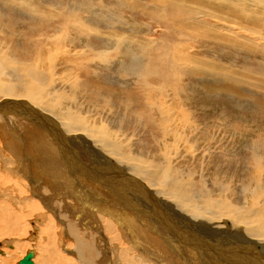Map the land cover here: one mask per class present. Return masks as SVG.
Instances as JSON below:
<instances>
[{"label": "bare ground", "instance_id": "bare-ground-1", "mask_svg": "<svg viewBox=\"0 0 264 264\" xmlns=\"http://www.w3.org/2000/svg\"><path fill=\"white\" fill-rule=\"evenodd\" d=\"M88 1L92 5L79 0H0V246L4 248L0 264H9L12 255L27 247L24 240L28 243L36 238L42 260L48 264H109L112 260L105 262L107 254L116 250L121 264H264V124L251 117L240 121L241 111L236 107L227 119L223 109H217L216 117L205 118L203 114L209 111L204 112V105L195 102L206 94L194 92L190 83L180 79V74H190L186 66L173 70L175 53L180 55L181 50L169 44L165 27L152 29L161 36V43L141 40L150 21L159 24L175 16L171 23L175 22L177 33L191 29V40L213 39L211 44L216 47L226 39L229 51L234 52L242 35L235 24L238 17H230L229 12L264 27L263 13L259 16L249 9L252 14H248L244 8L250 4L248 7L264 11V0L244 4L240 0ZM81 11L97 23L84 21ZM124 13L138 18L140 24L132 20L128 24ZM199 18H216L218 23L204 26ZM114 24L125 31L119 32ZM244 40L248 50L264 53V41ZM125 56L132 61L127 73L119 60ZM211 56L190 58L195 64L189 69L205 77H216L228 69ZM57 60L61 64L56 65ZM117 62V74L123 78L116 84L123 89L120 101L128 110L125 118L133 120L132 114H141L144 139L156 151L150 158L134 148L144 146L141 136L132 140L117 134L124 126L114 130L103 120L97 124L84 114L86 108L79 107L81 99L94 109L108 104L110 95L91 91L86 85L94 80L97 68L106 70ZM255 64L264 66V62ZM149 78L162 79L176 92L177 101L166 106L162 87L140 89ZM225 78L264 95L262 77L246 80L235 70ZM67 86L71 91L64 89ZM129 96L135 100L128 101ZM159 96L162 106L156 109L158 121L154 122L141 108L147 106L144 101ZM213 99L219 101L220 96ZM128 102L136 111H130ZM165 112L172 113V120ZM22 120L36 126L37 130L29 131L35 153L23 143L30 136L15 133L23 128ZM170 121L175 125L168 126ZM189 122L194 129L181 134L177 126ZM244 133L248 140L243 139V144L248 141L245 145L249 146V153L241 158L245 167L237 162L230 166L232 171L215 166L207 178L204 169L210 159L206 153L203 157L199 151L195 153L189 142L200 143L203 151L210 146L218 150L227 134L236 144ZM48 135L56 147L43 140ZM164 137H172L171 150ZM68 140L74 150L86 149L99 161L86 164L76 159ZM179 154L182 165L177 163ZM220 155L225 160L231 157L225 152ZM186 159L202 168L195 170L194 164L183 168ZM124 170L133 174L132 179L119 173ZM198 220L207 221L209 234L197 229ZM68 238L72 249L67 248ZM182 242L197 253L187 251ZM178 247L184 253L181 256L172 254ZM59 248L70 251L60 253ZM34 255L32 260L38 264Z\"/></svg>", "mask_w": 264, "mask_h": 264}, {"label": "rangeland", "instance_id": "rangeland-1", "mask_svg": "<svg viewBox=\"0 0 264 264\" xmlns=\"http://www.w3.org/2000/svg\"><path fill=\"white\" fill-rule=\"evenodd\" d=\"M79 1H85L86 3H88V5H92V4L89 3L88 0H79ZM244 2L248 3L247 0L246 1L245 0H240L239 1V3H242V4H244ZM249 5L250 4H248V6ZM248 6L244 7L248 14H252V13H254L253 11H255V13L258 12L257 14L260 16L263 13L260 17L262 19H264V11H260L259 12V10H260L259 7H257V9H259V10H256V9H253L252 6H250V7H248ZM96 9L100 10V8L98 6L96 7ZM249 9H250V11L253 10L252 13L249 11ZM80 15L82 16V19L84 21H86V22L97 23L92 18L86 17V13L83 12V11L80 12ZM229 16L230 17H238L237 18L238 20H237V22H235V24L238 27L237 28L238 33L240 35H242L240 38L237 39L238 40L237 41L238 45H240V46H237V49H236L238 52L237 51H234V52L229 51L230 50L229 47H228V42L229 41L226 40V39L220 40L218 46L216 47L214 44H211L212 43L211 41H213V39L212 40L210 39L211 41L206 39L207 41H200V42L199 41L196 42V40H198V39L191 40L189 38V36H188V32L192 33L191 29L186 28V29H184L182 31V33H177L175 31V29H174L175 22L171 23L172 20H174L175 16L171 17V19H170L171 21H169L167 19L165 22H162V23H159V24H157L155 21H150L149 23H150L151 26L148 25L149 28L146 29L145 30L146 32H144L141 35L142 36L141 40L147 41V42L161 43L162 42L161 36L159 34H156L155 32H153L152 29H155L156 27H161V26L165 27L166 35H167L169 44L174 48V50H176V51H180L181 50L180 51V55L178 53H175L176 58L174 59L173 70L175 71L176 69L180 68L181 66H186L187 69H188V72L190 74H180V76H179L180 79L182 81H184V82L190 83V85L192 87H194V92H196V90H197L198 92H201L202 95H204V96L206 94L205 98H202L201 101L198 99V97L195 94L193 95V96H195V98L198 99V100H196L195 104L199 105L201 103V104L204 105V107H203L204 112H206V111L208 112L209 111L208 113L203 114L205 118L209 119V118L216 117L217 112H218L217 109H219V110L223 109L224 116L227 119V117L232 116V111L231 110L234 107H236L237 110L241 111L238 114V117H239L240 121L243 120V119L251 117L253 119H256L258 124H264V95L261 92V90H256L254 87H247L246 88V86H244L243 84H239L238 85L237 83L230 82L231 78H229V79L225 78L227 73L233 72L235 70H239L241 75L244 76L246 80H250L251 76L253 78L257 77L258 79L260 77H262L263 79L260 78V80H262L264 82V75L258 76V75H261L259 73H263L264 74V66L255 64V63L259 64V63H263L264 62V53L261 52V51L260 52H252V51H250V50H248L246 48L245 44H243L244 41H245L244 39H247L249 37L251 39L256 40L259 43H262L264 41V27H261V25L257 24V22H252V23L247 22L248 18L245 19V17L243 15H240L238 13L236 15V13L234 14L232 12H229ZM124 18L128 22V24H133L132 21H136L138 24H140V21L136 20L138 18H136L134 16H130L127 13H124ZM199 20H201V22H202V24L204 26L205 25H216L218 23L216 18H211V19H201V18H199ZM111 22H113V20ZM142 22L143 23H148V21H145V20H143ZM113 27L116 28L119 32L125 31V29H126V28L124 29V27L118 26L116 24H114ZM142 27H144V24H143ZM182 27L184 28V25H182ZM202 29H204V27L198 28L197 31H195L196 34L201 33ZM261 31L263 32V34H261ZM227 39H228V35H227ZM231 40L234 42L232 37H231ZM195 44H198V45H195ZM203 46H205V47H203ZM211 47H213V48H211ZM134 48L136 49L135 46H134ZM126 53L129 56L130 51H128L126 49ZM202 53H203V55H202ZM209 54H211V55L214 54V56H216L218 59H220L222 61L220 63H222L228 69H225L226 71L224 70L223 72L218 73V75H216V77H214V76L205 77V76H202V75H200L198 73H195L194 70L192 71V70L189 69L190 66L192 65V63L195 64L193 62L194 60L192 61L190 58L193 59L194 56H197V57L201 58V57H204V55L211 56ZM181 55H183V56L186 55V57H182ZM211 57H213V56H211ZM194 58H196V57H194ZM119 60H121V65L124 64V73H127L128 71H130V67H131V63H132L131 58L129 59L127 56H125L123 58H120ZM57 62H59V63H57ZM240 62L244 63V64L242 65ZM228 63L234 64V65L231 64L233 69L230 68L231 66ZM58 64H61L60 60L56 61V65H58ZM129 64H130V66H128ZM245 64H247L248 67ZM200 65H201V63H200ZM116 67H120V66H118V62H117V64H115V66L112 65V66H110V68H104L106 70H102L101 68H97V71L93 75L94 76V80L93 81L92 80L89 81L87 83V85H86V87L90 88L91 91L97 90L101 94L110 95V100H109L108 104L105 105L104 108L102 107L103 109L102 108L94 109L95 107L93 105L88 106V104L86 102H84L85 100L81 99L79 107H82L84 109L86 108L84 110L85 113L84 112H82V113L89 114L91 116V118L96 119L97 120L96 121L97 124L98 123L100 124V120H103L105 123H107L114 130L117 129V126H118V128L119 127L123 128V126H124L123 132L117 130L116 133L117 134L118 133L126 134V138L130 137L132 140H134L136 137L141 136V140L140 141H142V139H144V137L146 135H144V133H143V131H144L143 126L140 125L141 124V114H138V113H137V115L132 114L133 120H129V118H125L128 110L126 109V107L123 106L122 102L120 101V95H121V92L123 91V89L116 84V81H118L119 79L123 78V76L117 74ZM243 67H245L246 69H244ZM255 71H257V73ZM73 74H77V79L78 78L81 79V75H79V73H74L73 72ZM154 77L157 79V76H154ZM70 78H72V75H70ZM126 79L128 80V78H126ZM224 79H226V80H224ZM154 85L156 87H162L163 88L164 93H165L164 97H165V105L166 106H169L171 102L174 104L177 101L176 100V92L170 91L168 85L166 83H163L162 79H159V81L156 82V81H152V79L149 78L147 84L145 86L140 87V89L144 90L145 87L146 88H151ZM64 89L67 90V91H71L68 88V86L66 88H64ZM249 89H252V90H249ZM214 96H220L219 101L218 100H214L213 99ZM161 97L162 96H159V97H157L155 99L151 98L150 100L145 99L147 101H144V102H147V106L142 105L143 109L141 108L142 111L144 110L146 114H149L151 116V119H153L154 122L158 121V119L155 118L156 117L155 111H156V109L158 107L162 106V103L160 101ZM115 100H117V101H115ZM131 100H135V99L133 97L129 96L128 97V101H131ZM220 105H222V106H220ZM128 106H129L130 111H134V110L136 111V106L134 104L128 102ZM90 107H91V109H90ZM148 108H150V109H148ZM108 109H109V111H108ZM146 109H148V110H146ZM121 112L124 113V114H122ZM165 116L171 118V120H172V113L165 112ZM171 122L172 121H170L168 123V126L175 125L173 122L172 123ZM20 123L24 124L23 128L20 131L15 132V133H26V134H28L30 136L29 131L32 130V129H36V126H35L34 123H29V122H26L24 120H22ZM231 123L234 126L236 125V123L234 121H231ZM245 123L249 124V122H247V121H245ZM223 125H224V122L221 123V128H222ZM212 126H213V124L211 125V127L208 128L207 131L210 132V130L212 129ZM177 128H178V131L181 134H185L186 131H190V130L194 129V126H193V123L189 122V123H187L184 126H177ZM129 132H135L137 135H132ZM226 132H229V131L227 130ZM38 133H41V131H38ZM246 134L247 133H244V137H242V139L240 140L241 143L237 142L236 144H234V141L232 140L230 135L227 134L226 135L227 137L224 139V142H222V144H219L218 150H214L215 147L210 146V147L206 148L207 149L206 151H203V147H202V145L200 143H196V144L195 143H191L190 144L189 139H188L187 142H189V145H191L190 147L193 146L195 148V153L197 151H199L200 155L203 154V153L204 154L206 153L205 154L206 158L210 159L209 160L210 164L208 165V167H206L204 169V173H205L206 177L209 178V175L211 174V172L214 171L215 166L219 167V168H223V169H230L232 171V169L234 170V168H231L230 166L237 162L238 166L241 164L240 167H243V168L245 167L244 166L245 163H244V161H242L241 158L245 154H247V152H248L247 150H249V146L245 145V144H248V141H246L247 143H245V144H243L244 142L242 141L243 139L244 140H248V134L247 135ZM79 135H80V133H79ZM180 136H182V135H180ZM179 138H177L175 140H178ZM41 139H43V138H41ZM52 139L53 138H50V136L48 135L43 140L45 142L51 144L52 146L56 147L57 145L55 144V142ZM145 139L142 142L144 144L142 149L139 148L140 149L139 150L138 147H136V146H134V148L137 151H139L140 153L144 154L145 157L150 158L153 155H156V151L150 145V141L148 142L147 137ZM162 139H167L168 140V142H169L168 143V149L171 150V148H172V146H171L172 145V137H164ZM124 140H125V138H124ZM194 140H197V139L194 138ZM69 142L71 143L70 152H72L77 157L76 159H79L81 161L84 160L83 163H86V164H90V162L99 161L98 157L94 158V157L90 156V154L88 153V151L86 149H83V148L79 147L76 150H74L73 149L74 148L73 147V143L71 142V140H68V143ZM86 142L89 145L91 144V141H89V140L86 141ZM23 143L25 145L26 150L27 149L33 150L34 153H35L31 136H30V141L29 142H27V143L23 142ZM182 144H183V142H182ZM244 149H245V151H244ZM257 149H258V147L256 146V148L254 150H257ZM72 150H74V151H72ZM220 150H222L221 152H225L226 154H230L231 157L228 158L227 160L222 159L221 155H220L221 154ZM180 156H181V154H179L178 158H180ZM201 156L203 157V155H201ZM108 157L111 158V156H108ZM227 157L228 156H225V158H227ZM190 158H191L190 156L187 157V159H190ZM87 159H89V160H87ZM111 159H114V158H111ZM187 159L185 160L187 162H183V164H184L183 168L187 167V166H190L192 164H194L195 170H198L199 168H202L195 161L187 160ZM110 162L111 161H109L108 165H110V167H111L112 164ZM178 162L180 163V165H182L181 158L177 161V163ZM226 162H228L229 166L226 165ZM195 163H196V165H195ZM124 169H127V168H124ZM208 169H209V171H208ZM124 172L126 174H128V176H126V177L132 179V177H133L132 175L133 174H131L130 171L124 170ZM90 183H92V182L90 181ZM235 183H236V179L233 178L232 179V184L234 185ZM92 184H94V183H92ZM88 185L91 186V184H88ZM90 191L92 192V189H90ZM101 195H102V193H101ZM198 221H199V223H197V229L202 230L203 232H204V230H206L205 233L207 232V234H209L210 233L208 231L209 228L206 226V222L207 221H204V220H198ZM60 227L58 226L56 230H58ZM206 227L208 228V230H207ZM55 234L57 236V232ZM36 239H37L36 241H34V240L33 241H29V239H28V243H27L26 240H24L25 243L27 244L26 245L27 247L22 248V250L20 252H17L18 254L16 253V255L15 254L12 255V257H10L9 264H18L19 260H21L23 258V256L28 251H32L33 253L35 252L34 259L36 260V262H39L38 264H44L45 261L42 260L43 259L42 258V254H43L42 250L38 249L39 245H41V244H37L38 238H36ZM46 241L47 240H45L44 243H46ZM67 241H68V244H69V246L67 248L68 249H72V247H73L72 246V239L68 238ZM59 243H60V241H59ZM182 244L186 247L187 251H193L194 255L197 253L196 249L190 248L184 242H182ZM112 247H113V245H112ZM192 247H194V246H192ZM177 249H178L177 252L176 251H174V252L172 251V254H174L175 256H176V254H178L179 256L184 254V253L180 252L181 251L180 247H178ZM1 250H4V248L2 246H0V251ZM7 250H10V249H7ZM58 250H59L60 253H66V252L70 251V250H62L61 248H59ZM44 253H45V251H44ZM112 254L114 256H111ZM112 254L111 253L109 255L107 254V258L105 259V262H107V260L109 258V259L112 260V263H110L108 261L109 264H121V260H120V257H118L117 250L114 253L112 252ZM1 256L2 255H0V257ZM110 256H111V258H110ZM45 264H48V263H45Z\"/></svg>", "mask_w": 264, "mask_h": 264}, {"label": "water", "instance_id": "water-1", "mask_svg": "<svg viewBox=\"0 0 264 264\" xmlns=\"http://www.w3.org/2000/svg\"><path fill=\"white\" fill-rule=\"evenodd\" d=\"M121 173L122 175L124 176H128V174H126L125 172L122 173V172H119ZM117 175V174H115ZM33 257V252L32 251H28L24 256L23 258L19 261V264H36L32 259Z\"/></svg>", "mask_w": 264, "mask_h": 264}]
</instances>
